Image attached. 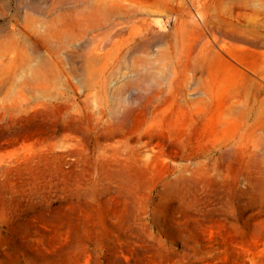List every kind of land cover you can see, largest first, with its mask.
Masks as SVG:
<instances>
[{
	"label": "rangeland",
	"instance_id": "rangeland-1",
	"mask_svg": "<svg viewBox=\"0 0 264 264\" xmlns=\"http://www.w3.org/2000/svg\"><path fill=\"white\" fill-rule=\"evenodd\" d=\"M79 1L9 0L0 22L23 39L28 14L45 18ZM175 1L180 15L139 14L148 26L138 34L131 18H118L125 42L114 59L99 48L93 74L83 49L99 30L59 58L44 46L31 59H5L0 264H264V72L251 69L259 57L243 59L212 38L213 15L232 0ZM237 11L248 23L229 22L264 39V0ZM182 20L188 44L199 42L194 22L222 55L206 70L187 71L186 50L161 56ZM255 85L259 118L230 114Z\"/></svg>",
	"mask_w": 264,
	"mask_h": 264
},
{
	"label": "bare ground",
	"instance_id": "bare-ground-1",
	"mask_svg": "<svg viewBox=\"0 0 264 264\" xmlns=\"http://www.w3.org/2000/svg\"><path fill=\"white\" fill-rule=\"evenodd\" d=\"M126 1L127 0H81L72 7H69V4L66 6L61 4L55 6L54 9H52L53 12L45 18L28 14L25 18V26L29 30V33L26 34L23 39L18 36V33L15 31L16 29H9L7 22L1 21L0 74L5 71L4 62L10 55L28 60L31 59V54L39 53L40 50L46 46L53 55L59 58L66 44H71L84 38L89 31L99 30V34L95 35L94 38L92 37L93 39L83 49V54L87 56L88 60V67L86 70H88L90 74H93L96 69L92 66V57L100 50L99 48L102 46L106 47L107 52L105 54L107 59H114V57L118 56L117 51L120 49L121 44L125 42L123 38H125L126 34L123 32L115 33L114 31V28L118 24L116 22L118 18L123 16L131 18L133 23L130 32L131 34H138L142 29L140 28L141 25H147L146 19L139 18L141 16L137 17L142 12L149 14L156 11L166 12L167 14L177 13L179 15L183 12L180 2L178 3L175 0H138L141 2V7L138 8L126 5ZM251 1L252 0H232V5L229 9L225 7L221 10L219 9L212 18L213 23L217 24L216 28L213 29L212 38L218 40L222 47L240 53L243 59L249 56H258L259 59L254 61L252 64L253 68L251 69H253L256 74H260L264 72V60H262V57H264V39L258 35L257 37H252L249 33H244L241 30L239 31L238 28L234 26L235 24L230 23L228 19L229 16L233 17L237 15L239 23H241L242 26L246 25L248 23L247 19L249 18L245 12H238L237 10L247 9ZM8 2L9 0H0V20L5 14V10L8 8ZM257 13H259V11ZM39 22L44 24V34H40V29L37 27ZM231 24L233 25V29L230 28L232 26ZM161 25L164 27L163 22H161ZM193 26L195 30L198 31V44L191 45L187 43L188 34L191 29H188L187 22L182 20L180 24L176 25L174 33L170 35L174 37L176 41H172L170 46L164 49L161 54L162 57L168 58L172 55L173 50L176 53V58H180L186 50L185 53L190 59L186 65V70L190 72L197 71L198 69L206 70L205 66L207 62L210 64L216 57L222 58L221 53L210 46V41L205 38L199 26L194 22ZM207 47H210L212 52L209 56H204L202 53ZM47 64H49V61L45 59L40 66L36 67L34 70V76L36 78L42 76L44 73V66ZM228 64H230L236 72L242 74L247 82L253 83L254 80L245 72L231 63ZM189 78V75H187L186 79L188 80ZM3 83L4 80L0 79V90ZM253 88L255 92H250L251 95L249 98L246 97L243 100L237 99L233 102L230 114L240 119H245L247 116L255 117L256 119L259 118L262 113L254 112L256 108L261 111L256 99L259 92L258 85H255ZM248 89H251L249 85ZM234 97L237 98L239 96L235 95ZM242 104H246L245 107L251 104V109L242 108L240 106Z\"/></svg>",
	"mask_w": 264,
	"mask_h": 264
}]
</instances>
